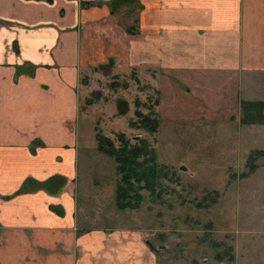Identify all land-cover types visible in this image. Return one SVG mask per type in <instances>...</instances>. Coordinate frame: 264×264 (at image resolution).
<instances>
[{"label": "crops", "instance_id": "obj_1", "mask_svg": "<svg viewBox=\"0 0 264 264\" xmlns=\"http://www.w3.org/2000/svg\"><path fill=\"white\" fill-rule=\"evenodd\" d=\"M121 11L138 12V26ZM91 58L145 75L159 116L168 93L173 103L195 93L264 151V124L242 122L244 100L264 101V0H0V264H156L140 230L92 221L81 203L80 75Z\"/></svg>", "mask_w": 264, "mask_h": 264}, {"label": "rangeland", "instance_id": "obj_2", "mask_svg": "<svg viewBox=\"0 0 264 264\" xmlns=\"http://www.w3.org/2000/svg\"><path fill=\"white\" fill-rule=\"evenodd\" d=\"M124 13L117 20L137 27L138 12ZM99 63L91 58L80 75L78 186L81 203L88 200L85 205L92 221L105 218L140 230L147 247L155 250L156 264H264V170L252 177L248 159L255 149L250 128L239 126L237 118L222 121L228 113L199 100L195 93L174 103L168 93L165 101L170 108L160 110L156 134L132 128L137 109L157 113V90L137 69ZM171 106L178 109L173 111ZM208 111L217 115L209 117ZM97 131L113 139L123 132L133 141L150 140L157 160L173 166L180 181L169 183L174 190L164 195L165 203L153 201L150 192L143 190L139 208L116 207L117 165L97 149ZM254 156L252 163L264 166V156ZM201 201L207 207L198 206ZM112 212L117 214L113 219ZM218 253L223 254L222 260L216 258ZM231 253L233 260H229Z\"/></svg>", "mask_w": 264, "mask_h": 264}, {"label": "trees", "instance_id": "obj_3", "mask_svg": "<svg viewBox=\"0 0 264 264\" xmlns=\"http://www.w3.org/2000/svg\"><path fill=\"white\" fill-rule=\"evenodd\" d=\"M88 4L91 5L93 3L88 2ZM105 66L108 67V64L102 67ZM242 110V122L244 124H264V101L244 100ZM135 114L136 119L130 122L132 128L143 129L151 134H156L159 131L160 118L154 110L144 113L137 109ZM96 140L97 149L113 157L116 161L119 178L115 204L118 209L139 208L144 198L141 193L143 190L150 192L153 201L157 200L158 202L165 203L163 199L164 195L174 190L169 183L176 181L180 184L177 174L172 169L173 166L157 160L155 147L152 146L150 140L147 138L138 137L133 141L132 138L127 137L122 132L117 135L116 139H113L97 131ZM116 142L119 144L117 145ZM262 153L264 151L256 150L250 155L248 165L251 171L256 168L255 164L252 163L255 157L254 154ZM214 193L216 196L219 195L218 191ZM212 199L215 200L214 198ZM204 201H201L197 205L207 207ZM216 258L222 260L223 254L218 253ZM233 259L234 255L231 253L229 260Z\"/></svg>", "mask_w": 264, "mask_h": 264}]
</instances>
